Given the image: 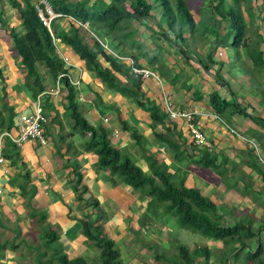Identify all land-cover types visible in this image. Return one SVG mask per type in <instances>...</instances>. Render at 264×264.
Masks as SVG:
<instances>
[{"label": "crops", "instance_id": "crops-1", "mask_svg": "<svg viewBox=\"0 0 264 264\" xmlns=\"http://www.w3.org/2000/svg\"><path fill=\"white\" fill-rule=\"evenodd\" d=\"M225 2L239 12L244 25L239 45L233 44L235 33L227 20L231 17L227 8L217 11L216 2L209 0H184L192 25L178 19V36L164 23L158 7L147 18L124 19L110 31L80 26L88 47L96 41L111 58H129L135 66L157 75L159 82L137 79L136 100L143 107L155 106L164 115L161 122H152L135 98L108 87L87 70L68 46L57 39L53 45L63 63L65 79L75 83L70 85L77 112L88 125L104 129L109 146L122 158L148 175L151 165L162 168L173 185L196 189L215 206L222 224L250 223L256 230L264 224V165L255 155L264 163V3ZM54 27L55 31H65L68 25L65 20H55ZM9 32L22 34L23 28L8 0H0V134L7 131L15 136L18 117L32 112L39 95L45 119L40 131L45 142L26 140L16 146L0 138V245L7 244L0 251V264L28 260L26 253H32L33 259L36 248L49 256V250L41 249L42 235L47 232L56 234L54 246L68 259L83 253L87 256V250L94 247L82 236L81 221L95 215L100 218L101 233L113 243L119 238L130 243L134 238L131 229L140 230L155 243L148 226L165 234L160 238L166 239L169 229L165 223L147 218L158 203L99 167L96 154L86 149L89 135L70 117L62 82L56 80L51 85L39 66L43 91L32 95L26 88ZM256 52L262 60L258 65L253 63ZM97 60L113 75L114 84L129 88L131 75L125 63L115 59L124 66L123 74L115 72L102 56L97 55ZM212 94L234 108L214 113L209 103ZM164 101L174 111L192 113L193 125L208 141V148L193 145L185 121L169 119ZM74 173L80 175L78 185L73 184ZM89 201H96L97 208ZM256 238L264 256V236L260 233ZM17 244L16 251L8 249ZM206 245L214 255L223 249L220 241L206 239ZM149 250L144 246L137 251L146 257ZM245 253L228 260L248 264ZM130 264L142 263L131 259Z\"/></svg>", "mask_w": 264, "mask_h": 264}, {"label": "trees", "instance_id": "trees-1", "mask_svg": "<svg viewBox=\"0 0 264 264\" xmlns=\"http://www.w3.org/2000/svg\"><path fill=\"white\" fill-rule=\"evenodd\" d=\"M37 1L40 2L8 0L11 8L16 11L23 28L22 34L13 32L8 34L20 60L25 86L32 95H37L44 89L38 74L39 66L44 70V74L50 80L51 85L56 81L58 75L65 73L63 63L54 50L53 39H57L68 46L84 62L87 70L94 72L108 87L115 88L131 98H135L137 105L143 107V103L141 104L140 101L136 100L139 97V81L128 77L129 90L114 84L113 75L108 70L101 68L97 55L102 56L117 73L125 74L124 66L105 54L96 41H94L92 47H88L81 36V32L85 30L76 23L85 24L90 31H95L96 28L110 31L115 29L119 22L124 19L147 18L152 10L158 7L167 27L175 35L178 36L181 32V26L179 27L177 22L178 19L183 24L191 23L192 25V19L184 0H93L91 5L88 4L90 0H77L74 2L70 0ZM209 1L216 2L217 11H220L223 7L227 8L226 13L231 15L227 20L235 33L233 44L239 45L244 31L239 12L234 7L226 4L225 0ZM230 1L235 4L238 3V0ZM44 4L48 6L53 14L58 15L49 22V30L41 24L38 18V11H41L42 16L47 18ZM55 20H65L68 28L65 31H55ZM256 57L257 59H253V63L258 65L262 61L260 53L256 52ZM58 82H62L66 89V105L75 126L79 127L83 134L89 135L85 147L96 154L99 167L117 175L123 184L133 190L144 192L145 197L149 198L152 203L165 204V213L172 217L180 228L199 234L203 238L222 242L223 249L217 252L216 255L206 247H198L188 251L183 246H176L178 262L168 264H234L228 259L231 257L232 260H236L240 252H246L245 259L251 264H264V256L261 254L262 246L260 240L256 238L260 233L264 236V224L256 230L251 228L250 223L222 224L220 221L221 216L216 213L215 206L196 189L173 185L170 182V175L164 169L154 165L150 167V175L143 173L127 158H122L118 151L109 146L103 128L99 126L92 127L82 119L74 105L73 88L65 77L59 79ZM209 103L216 114L231 108L228 104L219 100L216 94L209 96ZM143 108L149 112L151 121L154 123L161 122L164 118V115L159 113L158 109L151 104H149V107ZM232 108L234 107L232 106ZM74 175L75 181L73 184L78 185L80 175L78 173H74ZM89 204L92 208H97L96 201H89ZM99 221L98 215H95L92 220L86 218L81 221L82 236L89 245L98 250V264H122L114 243L101 233ZM42 238H44V241L41 249L44 251L49 250L50 254L47 257L45 252H41L36 248L35 255H38L34 259L36 264H86L83 258L68 259L64 253L60 252L58 248L56 249L54 246L56 242L55 233H44ZM251 239H257L256 246L252 251L245 244V241ZM236 245L238 246L236 247ZM5 248H7L6 243L0 245V251ZM18 248L19 244L8 246L11 251H16ZM153 259L157 263L162 261V264H167L165 258L161 255H156ZM198 260L200 263H197Z\"/></svg>", "mask_w": 264, "mask_h": 264}, {"label": "rangeland", "instance_id": "rangeland-1", "mask_svg": "<svg viewBox=\"0 0 264 264\" xmlns=\"http://www.w3.org/2000/svg\"><path fill=\"white\" fill-rule=\"evenodd\" d=\"M260 1L261 3H264V0H260ZM262 8L264 10V4ZM164 205L165 204L158 203L157 205L153 206V211H151L152 213L149 214L147 218L149 219V217H152L154 220L164 222L167 229H169L167 232V238L162 240L160 237L166 235L160 233L158 230L154 229L153 227L148 226L147 228H149L153 237L156 238L154 240L155 243H152L147 237H144L142 235V232L140 230L134 231L131 229L130 233L134 236V238L133 240H131L130 243L124 238H119L117 241L114 242V247L119 253V259L122 264H130L131 259H135V261L140 260L142 264H162L163 263L162 261L157 263L152 258V256L154 257L156 255H161L163 258H165L166 263L168 264L172 262H178L177 252L175 248L176 246H183L188 251L198 247H207L206 238H203L199 234L191 233L185 229H182L177 225L175 220L174 221L170 220L169 215L163 212ZM254 242L256 243L255 239L245 241V244L251 251L254 249L253 248ZM144 246L145 248L150 249L146 257L140 256V254L137 251L139 247L141 248ZM237 246L238 245H236V247ZM24 252L26 251L24 250ZM48 253L49 252H46V254ZM26 254H28L27 255L28 260L17 262V264H36L34 259L38 255H35V253H33V259H32V253H26ZM81 258L85 260L86 264H98V250L94 248H89V250H87V256L85 255V253H83L81 255ZM151 258L153 259V262H150L152 260ZM248 264L251 263L249 262Z\"/></svg>", "mask_w": 264, "mask_h": 264}, {"label": "built area", "instance_id": "built-area-1", "mask_svg": "<svg viewBox=\"0 0 264 264\" xmlns=\"http://www.w3.org/2000/svg\"><path fill=\"white\" fill-rule=\"evenodd\" d=\"M45 13L47 14V18H44L41 14V12L38 13V18L41 24L49 30V22L57 17L58 15L53 14L48 8H45ZM69 20H71L69 18ZM77 25L81 26L82 28H86V25H81L79 23H76ZM116 60L119 62L125 63L128 67L129 74L131 77L138 79V80H146V79H154L155 81L159 82V79L157 75L143 67L135 66L131 59L129 58H121L113 55ZM65 77V74L58 75L56 80H59L61 78ZM72 85L75 83L70 82ZM69 83V84H70ZM164 109L166 112V115L169 119H176L181 118L186 123V129L188 131V134L191 138V142L193 145L197 147H209L208 141L205 139V137L197 130V128L193 125L192 122V113L189 111H174L170 108V105L167 101H164ZM45 122V119L42 115V108L39 101V95L36 96L35 101L32 105V112L28 115H20L16 121V134L15 136H12L9 132H2L0 134V138H7L10 142H12L14 145L19 146L21 143H23L26 140H36L39 143L43 144L45 142L43 135L40 131L41 125H43ZM229 132L233 135L238 136L233 130H229ZM253 150L255 151V147L253 146ZM257 160L264 165V163L261 161V159L258 157V155L255 153ZM1 162V159H0Z\"/></svg>", "mask_w": 264, "mask_h": 264}, {"label": "clouds", "instance_id": "clouds-1", "mask_svg": "<svg viewBox=\"0 0 264 264\" xmlns=\"http://www.w3.org/2000/svg\"><path fill=\"white\" fill-rule=\"evenodd\" d=\"M44 6H45L44 8H48V6H46L45 4H44ZM48 9H49V8H48ZM40 12H41V11H40ZM86 28H87V26H86Z\"/></svg>", "mask_w": 264, "mask_h": 264}, {"label": "water", "instance_id": "water-1", "mask_svg": "<svg viewBox=\"0 0 264 264\" xmlns=\"http://www.w3.org/2000/svg\"><path fill=\"white\" fill-rule=\"evenodd\" d=\"M46 5V4H45ZM47 6V5H46ZM40 11H38V13H39Z\"/></svg>", "mask_w": 264, "mask_h": 264}]
</instances>
